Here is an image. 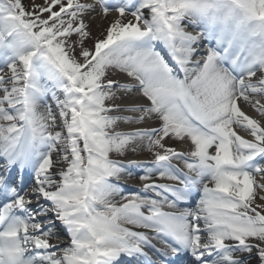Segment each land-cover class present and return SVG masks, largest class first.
Returning a JSON list of instances; mask_svg holds the SVG:
<instances>
[{"label":"snow or ice","instance_id":"snow-or-ice-1","mask_svg":"<svg viewBox=\"0 0 264 264\" xmlns=\"http://www.w3.org/2000/svg\"><path fill=\"white\" fill-rule=\"evenodd\" d=\"M0 264H264V0H0Z\"/></svg>","mask_w":264,"mask_h":264},{"label":"bare ground","instance_id":"bare-ground-1","mask_svg":"<svg viewBox=\"0 0 264 264\" xmlns=\"http://www.w3.org/2000/svg\"><path fill=\"white\" fill-rule=\"evenodd\" d=\"M125 129H127L128 131H132L134 130L137 126L135 125H124ZM137 179L135 176L130 179L129 181L125 182V181H119L118 183H120L121 185L124 186V188H129V187H133L136 185ZM171 183V182H169Z\"/></svg>","mask_w":264,"mask_h":264},{"label":"rangeland","instance_id":"rangeland-1","mask_svg":"<svg viewBox=\"0 0 264 264\" xmlns=\"http://www.w3.org/2000/svg\"><path fill=\"white\" fill-rule=\"evenodd\" d=\"M106 26V25H105ZM44 82H47V81H44ZM119 102V101H118ZM125 129V127H124V125L122 124V125H120L119 127H118V131H121V130H124ZM158 182H160V181H158ZM164 182H167V181H164ZM143 181H141V180H139V179H137V182H136V184H138L137 185V187H135V188H142L143 187Z\"/></svg>","mask_w":264,"mask_h":264}]
</instances>
